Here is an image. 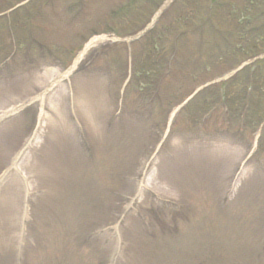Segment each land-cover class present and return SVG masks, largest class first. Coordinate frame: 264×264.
Wrapping results in <instances>:
<instances>
[{
  "label": "rangeland",
  "instance_id": "374dc122",
  "mask_svg": "<svg viewBox=\"0 0 264 264\" xmlns=\"http://www.w3.org/2000/svg\"><path fill=\"white\" fill-rule=\"evenodd\" d=\"M21 1L0 0V264H264V104L246 129L229 99L257 53L253 79L264 72V33H246L264 0H167L158 42L135 45L152 5L118 18L124 0H84L75 22L71 0H35L7 15ZM206 17L220 46L207 23L174 43ZM92 30L104 38L79 58Z\"/></svg>",
  "mask_w": 264,
  "mask_h": 264
},
{
  "label": "bare ground",
  "instance_id": "6f19581e",
  "mask_svg": "<svg viewBox=\"0 0 264 264\" xmlns=\"http://www.w3.org/2000/svg\"><path fill=\"white\" fill-rule=\"evenodd\" d=\"M100 39H102L101 37L100 38H97V39H95V41H91L89 44H87L86 45V47H85V50H84V52L86 51V50H88L94 43H96L98 40H100ZM82 54H83V52L79 55V57L80 56H82Z\"/></svg>",
  "mask_w": 264,
  "mask_h": 264
}]
</instances>
